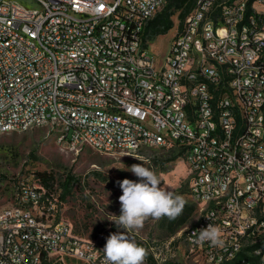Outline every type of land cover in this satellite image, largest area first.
<instances>
[{"label": "built area", "instance_id": "built-area-1", "mask_svg": "<svg viewBox=\"0 0 264 264\" xmlns=\"http://www.w3.org/2000/svg\"><path fill=\"white\" fill-rule=\"evenodd\" d=\"M32 1L0 0V135L44 127L75 152L172 149L198 205L186 250L264 264V0H195L160 65L145 30L168 0ZM60 204L17 180L0 264H106ZM209 224L222 245L198 242Z\"/></svg>", "mask_w": 264, "mask_h": 264}, {"label": "rangeland", "instance_id": "rangeland-1", "mask_svg": "<svg viewBox=\"0 0 264 264\" xmlns=\"http://www.w3.org/2000/svg\"><path fill=\"white\" fill-rule=\"evenodd\" d=\"M15 1L36 7L32 0ZM177 16L178 11H174L171 16L173 25H179ZM173 34L174 30L170 29L144 46V50L151 54L157 65L163 63ZM175 153L172 149L160 147H144L135 154L100 153L90 148L75 152L44 127L1 134L0 209L11 203L17 180H34L38 171L51 172L55 177V190L58 194V184L67 173H71L78 182L60 204V215L71 226L73 234L105 246L110 234L126 231L112 221L121 214L119 196L122 190L117 182L123 179L139 182L138 177L125 168L133 164H144L158 175L161 187L182 197L185 205L194 204L195 210L188 222L176 228L172 234L168 230V217H163L148 218L142 228L127 230V235L143 244L156 264H206L201 257L189 253L185 247L183 232L197 220L199 213L198 205L189 197L185 161L177 158L162 163ZM144 264L149 263L145 260Z\"/></svg>", "mask_w": 264, "mask_h": 264}, {"label": "clouds", "instance_id": "clouds-1", "mask_svg": "<svg viewBox=\"0 0 264 264\" xmlns=\"http://www.w3.org/2000/svg\"><path fill=\"white\" fill-rule=\"evenodd\" d=\"M125 170L138 177L139 182L123 179L118 181L122 190L119 196L121 214L112 220L118 228L126 231L112 233L103 248L106 264H144L147 251L127 235V230L142 228L148 218L175 219L184 208L182 197L161 187L158 175L144 164H133ZM111 215V214H110ZM210 242L213 246L223 244L221 230L209 224L199 230L198 242Z\"/></svg>", "mask_w": 264, "mask_h": 264}, {"label": "trees", "instance_id": "trees-1", "mask_svg": "<svg viewBox=\"0 0 264 264\" xmlns=\"http://www.w3.org/2000/svg\"><path fill=\"white\" fill-rule=\"evenodd\" d=\"M195 0H168L166 5L155 14V16L148 22L146 26V37L148 40H153L157 35L167 33L173 27V21L171 16L174 11H178L179 27H181L185 16L193 8ZM33 153V152H32ZM33 155V154H31ZM180 157V153H175L167 158H165L162 163L165 164L169 161H174ZM35 159V157H33ZM36 179L39 181L42 187L47 189L49 192L55 191V177L51 172L38 171L35 173ZM77 178L71 174L67 173L64 180L58 184L60 193H58V199L62 203L66 197L71 193V189L75 183H77ZM195 210L194 204L184 205L182 213L175 219H167L168 230L172 234L175 232L176 228L185 225L188 222L191 214ZM184 235V232H183ZM177 241L174 242V244ZM138 245L145 248V246L139 242ZM146 249V248H145ZM149 264H156L151 253L147 252L145 259ZM229 264H233L232 262Z\"/></svg>", "mask_w": 264, "mask_h": 264}, {"label": "crops", "instance_id": "crops-1", "mask_svg": "<svg viewBox=\"0 0 264 264\" xmlns=\"http://www.w3.org/2000/svg\"><path fill=\"white\" fill-rule=\"evenodd\" d=\"M176 27H177V24H174L173 27L171 28L172 30H174V34H175V31H176ZM174 34H173V35H174ZM173 35H172V37H171V39H170V41H169V43H168V47H167L166 54H167V52H168L169 45H170V43H171V40H172V38H173ZM155 38H156V37H155ZM155 38H154L153 40H155ZM151 41H152V40H151ZM148 42H150V40H148ZM148 42H147V43H148ZM166 54H165V55H166Z\"/></svg>", "mask_w": 264, "mask_h": 264}]
</instances>
